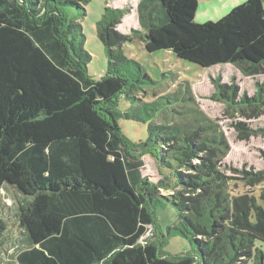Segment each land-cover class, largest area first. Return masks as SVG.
<instances>
[{
  "label": "trees",
  "instance_id": "obj_1",
  "mask_svg": "<svg viewBox=\"0 0 264 264\" xmlns=\"http://www.w3.org/2000/svg\"><path fill=\"white\" fill-rule=\"evenodd\" d=\"M92 1L0 0V194L14 195L10 220L27 243L8 264H264V188L233 194L216 147L197 133L151 123L145 141L131 142L117 111L120 96L138 89L121 66L142 75L138 84L153 82L123 52L138 37L148 53L170 50L202 68L232 64L264 76V0L203 24L195 21L199 0H140L128 33L119 30L125 10L106 6L97 35L109 68L100 80L87 71L82 25L65 9L86 11ZM234 83L223 92L227 107L264 106L263 85L248 98ZM144 155L167 182L143 175ZM238 171L246 186L264 185V170ZM165 203L179 216L169 234L189 239L195 254L169 257L142 242L155 226L154 206ZM8 223L0 214V244L13 238Z\"/></svg>",
  "mask_w": 264,
  "mask_h": 264
},
{
  "label": "rangeland",
  "instance_id": "obj_2",
  "mask_svg": "<svg viewBox=\"0 0 264 264\" xmlns=\"http://www.w3.org/2000/svg\"><path fill=\"white\" fill-rule=\"evenodd\" d=\"M140 0H93L86 5V11L74 6H66L70 20L82 25L85 36L84 49L91 55L88 74L94 80L107 75L109 61L103 43L97 35V24L103 18L105 7L122 8L126 15L119 30L128 33L138 26L137 6ZM244 0H200L201 8L195 21L203 24L209 20L218 21L228 15L233 7ZM128 59L138 62L153 81L140 85L136 81L142 75L126 66L120 71L138 86L130 95H121L117 111L122 119L119 121L124 136L133 143H141L148 137V125L151 123L175 126L182 134H198L202 141L210 142L218 152L223 169L233 178L231 189L235 195L250 193L259 196L264 185L248 187L243 183V176L238 170L246 166L256 171L264 170V106L256 104L227 107L231 104L223 92L232 93L231 85L240 88V97H259L261 86L264 88V76L247 77L237 66L232 64L202 68L196 64L177 58L170 50L148 53L141 37L133 43L123 46ZM226 86V89H222ZM238 124H245L250 131L241 132ZM244 133H249L246 136ZM142 173L153 184L167 182L159 172L156 159L144 155ZM236 170V171H235ZM10 188V187H9ZM11 190V189H10ZM1 193V192H0ZM164 195L170 191L161 190ZM1 195V194H0ZM0 214L9 219V232L13 237L0 244V264L13 263L11 259L27 245L24 235L19 231L13 219L15 197L10 192L0 196ZM155 226H150L142 242L151 241L158 244L161 251L169 257L195 254L191 241L181 235H170L169 229L179 223L177 209L170 203L155 205ZM4 213V214H3ZM18 248V249H17ZM249 264H253L250 262Z\"/></svg>",
  "mask_w": 264,
  "mask_h": 264
},
{
  "label": "crops",
  "instance_id": "obj_3",
  "mask_svg": "<svg viewBox=\"0 0 264 264\" xmlns=\"http://www.w3.org/2000/svg\"><path fill=\"white\" fill-rule=\"evenodd\" d=\"M245 1H247V0H244V2ZM236 7V6H235ZM200 8H201V4H200V0H199V8H198V11L200 10ZM234 8V7H233ZM122 9V8H121ZM198 11H197V13H198ZM197 13H196V15H197ZM209 21H213V20H209ZM208 22V21H207ZM197 23H199V22H197ZM206 23V22H205ZM18 249V248H17ZM18 253V252H17ZM16 253V254H17ZM16 256V255H15ZM10 263V262H9ZM14 263V262H13Z\"/></svg>",
  "mask_w": 264,
  "mask_h": 264
}]
</instances>
